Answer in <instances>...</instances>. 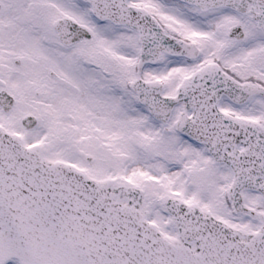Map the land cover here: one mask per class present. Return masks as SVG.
I'll use <instances>...</instances> for the list:
<instances>
[{
    "label": "snow or ice",
    "instance_id": "snow-or-ice-1",
    "mask_svg": "<svg viewBox=\"0 0 264 264\" xmlns=\"http://www.w3.org/2000/svg\"><path fill=\"white\" fill-rule=\"evenodd\" d=\"M0 264H264V0H0Z\"/></svg>",
    "mask_w": 264,
    "mask_h": 264
}]
</instances>
